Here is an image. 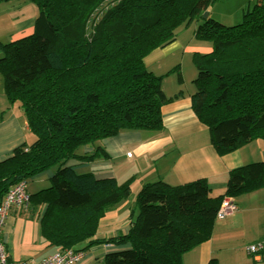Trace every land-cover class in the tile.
<instances>
[{
  "label": "trees",
  "instance_id": "obj_1",
  "mask_svg": "<svg viewBox=\"0 0 264 264\" xmlns=\"http://www.w3.org/2000/svg\"><path fill=\"white\" fill-rule=\"evenodd\" d=\"M20 1L39 12L30 35L0 43V76L7 100L18 103L35 140L0 163V201L15 184L55 168L49 187L29 194L31 206L42 210L40 234L48 247L80 250L85 259L92 247L109 246L103 264H183V254L210 239L224 197L262 187L264 163L230 171L218 196L204 179L146 183L127 230L97 238L106 213L130 196L131 180L98 179L69 162L106 156L99 143L122 131L164 128L161 107L173 98L144 58L173 43L193 21L194 37L210 51L192 56L191 106L214 149L222 156L253 140L264 142V0H255L229 27L208 14L219 0ZM171 71L181 83L179 66ZM85 147L93 153H81Z\"/></svg>",
  "mask_w": 264,
  "mask_h": 264
},
{
  "label": "crops",
  "instance_id": "obj_2",
  "mask_svg": "<svg viewBox=\"0 0 264 264\" xmlns=\"http://www.w3.org/2000/svg\"><path fill=\"white\" fill-rule=\"evenodd\" d=\"M23 3L26 2L19 0L15 4L17 8L12 0L0 3V43L32 33L37 14L31 10L27 15ZM12 20L13 33L6 35L4 21L12 23ZM192 38L186 48L190 58L196 52L205 54L210 51L208 43L198 41L194 34ZM176 40L148 54L144 58L145 67L154 74L155 62L164 60L169 53L168 49L172 48L175 52L179 49L177 44L174 45ZM191 64L195 72L190 79L193 81L196 69L193 62ZM176 66H179L181 83L175 80V71L169 72ZM160 70L163 71L156 76L168 75L162 80V90L167 97L173 98L161 107L164 128L158 132L122 131L99 143L106 156H98L90 162L74 160L69 164L76 172L93 173L98 179L114 178L117 183L131 180L136 192L142 185L159 179L170 186L204 179L213 196L224 194L230 171L251 163H264V142L253 140L237 150L218 155L211 143L208 128L192 110L191 96L195 91L193 83L190 88L183 83L179 64L170 69L160 66ZM171 77L174 81L167 82ZM16 104L7 100L0 76V163L8 159L16 148L29 146L35 140L23 111ZM81 153L90 155L93 148L85 147ZM128 153L130 156H127ZM123 168L125 171L121 173ZM54 172L47 170L31 179L27 183L28 193L31 195L49 187V179ZM232 199L237 210L225 218H216L210 239L183 254V264H207L212 259L217 264H264V252L251 255L246 251L247 245L264 239V181L260 189ZM131 208L129 200H123L108 211L99 224L96 237L108 238L125 232ZM41 215L42 210L32 206L10 209L1 234L9 259L34 263L57 251L55 247H48L41 237ZM108 249L109 246L92 247L79 264L90 263L94 255L102 261Z\"/></svg>",
  "mask_w": 264,
  "mask_h": 264
},
{
  "label": "rangeland",
  "instance_id": "obj_3",
  "mask_svg": "<svg viewBox=\"0 0 264 264\" xmlns=\"http://www.w3.org/2000/svg\"><path fill=\"white\" fill-rule=\"evenodd\" d=\"M18 1L19 0H12V4L15 5L18 3ZM254 3H255V0H219V1L213 2L210 5V7L208 9V14L210 15L211 18H213L216 21H219L220 23L229 27V26H233V25L240 23L242 20V14H243L244 10H246L249 6L252 7L254 5ZM22 6L25 7V9H23V10H25V13L27 15L31 13L30 12L31 10H35L36 14L38 15V12H39L38 8L33 3L26 2V3H23ZM17 7H18V5H15V8H17ZM2 18L5 19V16H3ZM4 22H5V26H4L5 33L4 32L3 33L6 35L13 33V29H14L13 28V23H14L13 20H12V23L11 22L8 23L6 21H4ZM196 22L197 21H193L188 26L182 27V29H180L179 31L176 32L178 38H177L176 43L174 45L177 44L179 46V49H177L176 52L173 51L172 48L168 49L169 53L165 57V59L162 60L161 62H155L156 65L153 68L154 75H158V73L160 71L161 72L163 71V70H160V66L165 67L167 69H170L174 65L179 64L180 68H181L180 71L182 72V75L184 77L183 83H185V85H188L190 88V85L192 83V80H190V79L193 77L195 72H193L192 64H191V62H193L192 61V55L193 54H191V58H190V55L188 54V52H186V48L190 44V41L193 39L192 35L194 34V31H195ZM90 30L91 29L88 30V33H90ZM174 45H171V46H174ZM192 46H193V44H192ZM165 72H166V70H165ZM165 76H168V75H165ZM165 76H163V77H165ZM173 76H174L175 80L177 81L178 77H177L176 73ZM169 80L174 81L172 77H171V79H167V82ZM16 106H19V105L16 104ZM53 170H55V168ZM124 171L125 170L123 168L121 170V173H124ZM29 183L30 182H28V184ZM119 184H122V182H119ZM131 187H132L131 188L132 192H131L130 196L125 200H129V207L133 208L134 204H135V196H136L137 192L134 190V188H135L134 185H132ZM31 194H34V193H31ZM28 206H31V203ZM135 213L137 214V210ZM57 251H59V249H57ZM90 259L92 261L90 263H87V264H103L102 261H99L98 259L95 258V255L92 256ZM97 261H99V262H97Z\"/></svg>",
  "mask_w": 264,
  "mask_h": 264
},
{
  "label": "built area",
  "instance_id": "obj_4",
  "mask_svg": "<svg viewBox=\"0 0 264 264\" xmlns=\"http://www.w3.org/2000/svg\"><path fill=\"white\" fill-rule=\"evenodd\" d=\"M130 156V153L127 154ZM30 204V196L27 192V184L21 181L15 184L0 201V264H78L84 259V252L74 249L56 251L38 262L16 261L9 259L3 241L1 239L2 229L5 225L8 213L13 207L27 208ZM237 206L232 198L224 197L217 210V218H225L232 215ZM248 253L259 254L264 251V240L258 241L246 247Z\"/></svg>",
  "mask_w": 264,
  "mask_h": 264
}]
</instances>
